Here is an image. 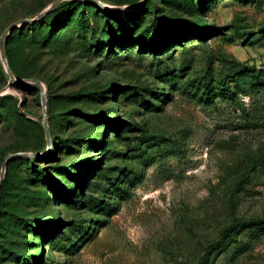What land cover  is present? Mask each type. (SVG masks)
Instances as JSON below:
<instances>
[{"label": "rangeland", "instance_id": "1", "mask_svg": "<svg viewBox=\"0 0 264 264\" xmlns=\"http://www.w3.org/2000/svg\"><path fill=\"white\" fill-rule=\"evenodd\" d=\"M55 1L0 0V264H264V0Z\"/></svg>", "mask_w": 264, "mask_h": 264}, {"label": "trees", "instance_id": "2", "mask_svg": "<svg viewBox=\"0 0 264 264\" xmlns=\"http://www.w3.org/2000/svg\"><path fill=\"white\" fill-rule=\"evenodd\" d=\"M187 3H188V5H190V4H193L194 5L196 3V0H187ZM70 4H68V5H70ZM176 4L178 6H181L180 3H178V2ZM71 10L72 9L70 8V9L64 11L63 16L60 17L57 20H55L52 17H49V18H47L45 20V24L48 26V29H47V32L45 33V36H43V39L45 38V40H46L48 38L49 34L52 31V28H54V26L57 25V22L60 23L61 21L62 22L63 21L64 22L65 21L66 22L67 21L68 22L70 21L69 14H70ZM158 21H160L161 23H158ZM158 21H154L153 20L152 21V24L149 27H147L145 30H143L142 33L139 34V36L140 37L141 36H146V38H148L151 42L154 43V45H156V44H158V43H160L162 41L167 40V38L168 39L170 37L176 38L177 35H180V34H182L185 31L184 29H185L186 26L184 25V22L183 21H180L179 20V22L176 23V24L175 23H171L172 21L174 22V19L173 18H170V17L169 18H167V17L162 18L161 17V18H159ZM156 23H157V25H156ZM66 24H69V23H66ZM156 27H157L158 30L157 29L156 30L154 29ZM104 37H105V41L107 43H109L108 46L110 47V49H111V47L115 43L118 44V45H121L123 43L124 39H125V35L123 33L119 32V31H114L113 33H111V32L109 33L108 32V33L105 34ZM101 45H104V43H101ZM127 48H129V46ZM207 85H208L207 82L204 81L203 82V85H202V88H203L202 93L208 92L210 90L207 87ZM76 95L77 96H80V93L75 94V96ZM103 119L106 120V118H103ZM63 142L65 143L66 141L64 140ZM66 147H68V146L66 145ZM84 167L85 168L88 167V164L85 163L84 164ZM61 168H62V166H54L53 167V169L56 170L57 172ZM67 174H68L69 178L70 177L72 178L74 176L73 175L74 174L73 171H68ZM45 178L48 179L49 181H51V183H49V184H51L50 185L51 188H53V190L56 191V194H59L60 195L61 193H63V195H65L66 201L70 200V201H72L74 203L73 199L75 197H71V198H68L67 197L68 196V193L72 192V190H70L71 187H68V185L65 184V183H62L60 181H57L56 179H54L51 176V174L49 172H46V171H45ZM111 184H113V182ZM104 203H105L106 206H104ZM104 203L101 204V205L99 203H95V204L92 205V207H94L96 210H99L100 212L108 211L109 210L108 203H106V202H104ZM45 222H46V220H45ZM41 223H44V220L43 219L41 220ZM261 224H263V222L260 221V220H250L248 222L236 220L235 223H234L233 229L236 228V227H240V228L241 227H244V229L245 228H248V227L251 228L252 226H259ZM86 229H87V226H84V227L79 226V229H78V232H77L78 233V236L79 237L82 236L85 233ZM4 251H6L8 254L14 255L15 257L18 256L17 252H14L13 250L5 249V250H3V252ZM20 256L23 257L24 255L20 254Z\"/></svg>", "mask_w": 264, "mask_h": 264}, {"label": "water", "instance_id": "3", "mask_svg": "<svg viewBox=\"0 0 264 264\" xmlns=\"http://www.w3.org/2000/svg\"><path fill=\"white\" fill-rule=\"evenodd\" d=\"M58 1H59V0H58ZM58 1H55L54 4H56ZM99 4H100V3H99ZM100 5H102V4H100ZM46 10H47V9H46ZM46 10L42 11V12L40 13L39 16H41ZM24 21H31V20H24ZM12 29H13V26H9V27H8V28L2 33V35H1V37H0V52H1V53L4 52V49H3V42L5 41L7 34H8ZM6 71H7L8 75L11 77V72H10V70H9L8 67H6ZM36 83H39V82L36 81ZM43 125H44V129H45V131H46V136H47V127H46V124L44 123ZM2 178H3V174L1 173V175H0V183H1Z\"/></svg>", "mask_w": 264, "mask_h": 264}]
</instances>
